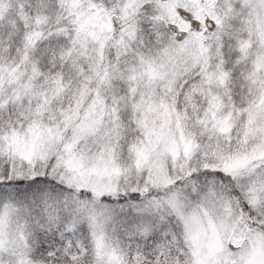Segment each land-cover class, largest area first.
I'll use <instances>...</instances> for the list:
<instances>
[{"label": "snow or ice", "instance_id": "obj_1", "mask_svg": "<svg viewBox=\"0 0 264 264\" xmlns=\"http://www.w3.org/2000/svg\"><path fill=\"white\" fill-rule=\"evenodd\" d=\"M0 264H264V0H0Z\"/></svg>", "mask_w": 264, "mask_h": 264}]
</instances>
